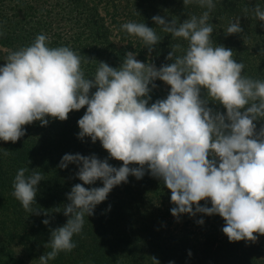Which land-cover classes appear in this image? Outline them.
<instances>
[{"label": "clouds", "instance_id": "9594fccd", "mask_svg": "<svg viewBox=\"0 0 264 264\" xmlns=\"http://www.w3.org/2000/svg\"><path fill=\"white\" fill-rule=\"evenodd\" d=\"M183 3L207 10L179 25L160 15L152 17L164 32L187 42L183 55L175 56L181 49L177 43L166 57L172 63L159 68L127 52L119 67L101 61L94 75L86 78L81 56L69 46L49 47L50 38L44 33L30 45L10 50L0 66V140L15 143L25 136V125L40 121L46 126L49 117L65 121L70 112L86 106L77 122L78 138L99 140L109 154L104 159L80 153L62 157L58 167L77 165L76 177L83 183L66 193L67 222L51 230L45 245L50 251L39 257V264H49L59 253L76 248L73 236L82 232L85 216L94 215L96 206L115 186L127 183L130 175L139 180L146 172L170 190L174 217L218 214L225 221L222 232L229 242H255L256 233L264 235V124L259 130L256 124L264 120V80L242 75L245 65L233 59V50L213 45L209 23L213 0ZM254 14L264 21L259 6ZM121 30L140 38L149 54L160 42L154 28L145 23L130 21ZM243 31L237 18L225 35ZM156 80L169 85L170 91L166 98L149 104ZM202 90H206L204 98ZM209 102L222 105L226 113L209 107ZM109 159L122 161V166H112ZM27 172L28 168L17 171L12 196L26 212L40 215L41 210L32 205L44 178L35 170ZM97 180L102 187L84 186ZM202 200L210 201L211 207L202 206ZM42 223L49 225L50 220ZM197 223L202 225L204 220Z\"/></svg>", "mask_w": 264, "mask_h": 264}, {"label": "trees", "instance_id": "16d2710c", "mask_svg": "<svg viewBox=\"0 0 264 264\" xmlns=\"http://www.w3.org/2000/svg\"><path fill=\"white\" fill-rule=\"evenodd\" d=\"M213 3L215 8L209 19L213 25V45L233 50V59L245 65L242 75L264 80V55H260L264 49V28L260 25L264 21H259L254 14L255 6L264 10V0H213ZM206 10L196 3L185 7L183 0H0V33H3L0 66L5 65L10 50L28 46L36 35L44 33L50 38L49 47L69 46L81 56L86 78L94 75L101 61L119 67L127 52H135L137 60L159 68L172 63L166 57L177 43L181 49L175 56L183 55L187 42L164 32L152 17L160 15L176 20L179 25L191 15L199 16ZM237 18L244 31L226 36L230 22ZM130 21L145 23L160 37L151 54L140 38L121 30V25ZM59 22L72 25L62 30L57 25ZM154 83L157 87L150 92L149 104L166 98L159 90L164 82ZM169 91L167 85V95ZM201 96H206V90H202ZM209 107L226 113L222 105L209 102ZM85 111L86 106L73 110L65 121L49 117L46 126H41L40 121L25 125V136L15 143L0 140V264H39V257L50 251L45 245L51 230L63 226L68 219L63 214V205L68 203L66 193L75 184L83 183L76 177L77 165L58 167L65 154L108 157L99 140L92 143L90 137L78 138L77 122ZM256 124L259 130L264 120ZM5 151L8 155H4ZM109 163L117 168L122 166V161L115 159H109ZM20 168L29 169L26 175L35 170L44 178L37 186L32 205L41 210L40 215L26 212L12 196V183ZM84 186L102 187L103 184L97 180L93 185ZM170 197L171 192L163 182L147 172L139 180L130 175L127 183L115 186L106 200L96 206L94 215L85 216L82 232L73 236L77 247L71 252L59 253L49 264H154L151 257L160 264H169V261L174 264H264V236L255 242H229L222 229L195 221L202 217H222L185 213L179 220L171 214L175 205ZM200 204L211 207L210 201L202 200ZM58 209L60 212H56ZM44 211L48 212L47 216ZM44 219L50 220L49 225L42 223Z\"/></svg>", "mask_w": 264, "mask_h": 264}, {"label": "rangeland", "instance_id": "374dc122", "mask_svg": "<svg viewBox=\"0 0 264 264\" xmlns=\"http://www.w3.org/2000/svg\"><path fill=\"white\" fill-rule=\"evenodd\" d=\"M57 25L59 26L60 29H62V30L64 29L65 30L68 27H70L72 24L59 22ZM159 90L161 91V93L163 95L167 96V85L165 83H162V84L159 85ZM201 219H203L206 224L214 225L215 227H217L219 229H222L223 226L225 225V221H224L223 218L202 217V218H196L195 221L197 222V221H199ZM179 220H182V219L179 218ZM255 235H257V237H258L257 239L258 240H260L261 237L264 236V235H259L258 233H256Z\"/></svg>", "mask_w": 264, "mask_h": 264}]
</instances>
